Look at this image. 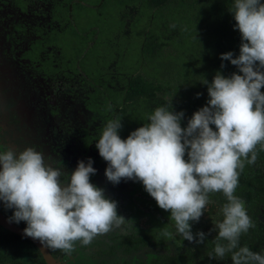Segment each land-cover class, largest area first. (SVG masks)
<instances>
[{
	"label": "clouds",
	"instance_id": "clouds-1",
	"mask_svg": "<svg viewBox=\"0 0 264 264\" xmlns=\"http://www.w3.org/2000/svg\"><path fill=\"white\" fill-rule=\"evenodd\" d=\"M229 11L241 37L239 55L233 58L227 52L220 58L239 74L217 72L211 83L204 80L209 99L186 127H181L184 112H174L171 99L155 107L149 122L126 139L119 135L121 119H110L95 147L107 162V181L141 182L158 207L170 212L183 240L199 245L216 231L209 259L223 260L230 254L232 264H264V253L239 245L241 235L255 225L235 195L245 165L257 161V146L264 150V2L235 0ZM92 165L91 158L78 161L64 182L65 172L46 163L33 147L0 152V201L14 210L9 222H25V236L65 252L76 242L86 246L125 223L117 202L91 183L97 172ZM218 192L227 201L220 209L222 220L215 221L209 233H194L192 225L205 214L210 195ZM162 235L171 233L164 229Z\"/></svg>",
	"mask_w": 264,
	"mask_h": 264
},
{
	"label": "rangeland",
	"instance_id": "rangeland-1",
	"mask_svg": "<svg viewBox=\"0 0 264 264\" xmlns=\"http://www.w3.org/2000/svg\"><path fill=\"white\" fill-rule=\"evenodd\" d=\"M202 1L209 2L206 5L207 28L203 30L204 26L200 27L202 29L195 27L188 31L189 40L193 44L196 42L191 50L177 47L183 37L181 27L187 26V22L182 20L178 23L177 15H174L175 20L169 21L165 16H169L171 11L166 7L161 10L163 17H159L155 11L146 13L143 5L139 7L134 0L129 4H121L120 9L115 8L117 6L111 2L100 11L97 8L101 3L94 0H0V152L13 150V146L19 147L17 141L21 138H14L15 134H12L11 130L16 124L17 115L10 110L15 103L9 102L11 89L8 83L13 84L15 91L14 77L17 75V78L24 82L20 84L21 90H28L29 84H34V80L42 87L44 81L47 83L45 79L48 77L51 82L50 90L54 91L59 87L60 95H63L59 102L63 134L59 138L55 136L50 139L53 144L50 141H41L47 136L39 134L40 140L36 138L37 144L32 147L44 156L48 152V156H45L46 163L65 172L61 177L64 182L68 181L78 161L87 163L88 158H91L92 166L97 170L96 174L90 177L91 183L104 189L106 198L117 202V212L126 220L108 233L96 236L86 246L76 242L73 250L66 252L65 256L58 260L59 264H148L160 254L177 255L185 252L186 246L173 237L168 225V228L163 225L167 222L161 223L157 219L158 212L154 211L156 206L150 205L154 210L142 209L145 203L156 201L145 191L141 182L122 180L113 185L107 181L104 174L107 162L100 157L95 144L110 119H121L122 129L119 135L126 139L132 131L149 122L148 115L155 107L163 106L171 99L174 112L183 107L186 104L181 95L183 91L177 88L178 74L183 64H187L193 73L183 87L192 86L194 82L199 84L201 92H207V84L203 82H212L210 68L225 62L220 58L224 53L216 43H201L199 40L205 38V35L209 34L208 31L218 32L224 26L225 14L217 7L220 0H173L168 6L174 9L181 2H186L199 7ZM71 2L82 6L78 8L79 14L67 13ZM193 11L190 12L191 17H194ZM83 13L86 16H83ZM195 19L192 18L193 21ZM86 21L89 24H86ZM117 21L120 23L116 34L111 30L106 31L109 38L102 39L100 46V41H92L95 36L90 33L91 40L87 39L89 57L83 59L82 51H79L78 47L88 32L82 31V22L87 29L93 22H101V25L105 26ZM149 31L154 35L151 36L153 45L157 41L164 42L165 45H155L147 56L144 42ZM37 40H45L46 44L35 47ZM64 44H69V47L65 48ZM93 48L95 54H92ZM28 53L34 58L30 63H26L23 58ZM138 74L144 80L160 84L164 90L158 92L152 100L135 99L132 106L128 107L124 104V94L130 80ZM123 108L125 111H121ZM45 117L53 118L54 112L46 111ZM31 136L26 134L30 140ZM54 143H58V147ZM23 145L24 143L20 149L17 148L18 152L25 149ZM133 198L141 199L142 202ZM0 211L9 219L14 210L5 208L0 201ZM216 213V205L210 203L201 218L207 221L214 218ZM259 219L264 223V211ZM18 224L26 223L21 221ZM164 229L171 233L170 237L162 235ZM153 232L156 234L157 244L163 243L162 245L139 247L129 254L123 253L119 247V236L152 235ZM192 256L197 258L199 251L193 249ZM29 258L27 249L23 247L22 259L28 262Z\"/></svg>",
	"mask_w": 264,
	"mask_h": 264
},
{
	"label": "trees",
	"instance_id": "trees-1",
	"mask_svg": "<svg viewBox=\"0 0 264 264\" xmlns=\"http://www.w3.org/2000/svg\"><path fill=\"white\" fill-rule=\"evenodd\" d=\"M95 1L101 3V6L97 8L98 11L102 10L105 5L110 4L111 2L114 6H117L115 8L118 9H120L121 4H125V3L129 4L130 2H132V0H94V2ZM134 1H137L139 7L143 5V7L146 9L145 10L146 13L150 11H155V13H157L159 17H163L161 10L166 7L168 8L169 11H171L169 16H165L166 18H168L169 21L175 20L176 17H174V15H177L179 17L178 23L182 20L187 22V26H182V27L180 26L181 27L180 31L183 37L181 41L177 44V47L179 49L192 50L193 45L196 44V42L193 44V42L189 40L190 35L188 34V31L190 29L193 30L195 27L200 28L203 26H204L203 30L207 28L206 21L208 20L206 19L207 18L206 5L209 4V2L204 3L202 1L199 7L194 5H189L186 2H181V4H178L177 6L174 7V9H172L168 5H170V3L173 0H134ZM234 2L235 0H220V2L217 3L218 9L225 14L226 22L224 26H222L220 31L213 33H210L208 31L209 34L205 35L206 36L205 38L199 40V42L201 41V43L203 41H210L212 44L216 43L218 46H220V48H222L223 53L232 52L233 58L239 55V48L241 44L240 33L238 29H234V25L236 21L234 20L233 15L229 11L233 8ZM262 2H264V0H262ZM69 7L70 8L67 10V13L69 14V12H71L77 15L79 14L78 8H81L82 6H78L75 3L71 2ZM75 9L77 10L76 12ZM192 10H194L193 16L196 18L194 21L192 20V18L194 17H191L190 14ZM83 16H86L85 13H83ZM119 23L120 22L117 21L115 24L112 23L102 26L101 22L99 23L93 22L89 28L85 29L82 22V28H81L82 31H86L89 34L83 36L84 40L82 41L81 45H79L80 48L78 47V50L82 51L83 59H85L88 56V51L90 52L89 50L90 48H87V41L91 40L90 35L92 34L95 36L94 39H92V41H94L95 43H99V41L101 42L102 39L105 40L107 39V37L109 38L108 36L109 34L106 35L107 33L106 31L111 30L113 34H116L117 29L119 28ZM86 24L89 23L86 21ZM185 32L188 35H186ZM151 36L154 37L153 33L149 31L148 36L146 37V41L144 42V51L147 56L151 54V51L156 46L165 45L164 42H159V41L155 43L156 46L153 45L152 43L153 38H151ZM110 38L112 39L113 37L110 36ZM100 45H102V42L98 46ZM63 46L66 48L69 47V44L66 45L64 44ZM94 49L95 48H93L92 54L96 53ZM77 57L78 54H76L75 58ZM179 57L182 61L181 56ZM222 64L224 65L223 68L221 67ZM222 64L210 68L211 77L214 78L217 72H220L222 75L226 77H229L234 72L239 74L238 69L234 65H232L230 61H225ZM82 66L84 71H86L88 74V70L86 69L85 65L82 64ZM92 74L94 75L98 74V70L96 74L95 73ZM178 75L179 76H178L177 88L182 89L183 92H181L182 93L181 95L184 98L186 104L183 107L175 110V112H181V111L184 112V117L181 120V127L184 128L187 126L188 120L192 117L193 113L199 110L200 108L206 106L209 97H208V92L206 93L201 92L198 83L193 82L192 86L186 85V87L185 86L183 87V85H185V82H188V80L193 75L191 69L188 67L187 64H183L181 66V70L179 71ZM195 77L203 78L201 76H195ZM163 90L164 88L160 84L158 83L155 84L154 82L144 80L142 76L138 74L130 80V83L127 86V90L125 91L124 94V104L128 105V107H131L135 99L146 100V101L152 100L156 97V94L158 92H162ZM261 91L264 92V88H262ZM121 111H125V108H123V110ZM211 127L215 130L214 125H212ZM257 154H258V158L256 163L254 165L246 164L243 172L240 174L239 186L235 192V195L244 201L247 213L251 217V220L255 225V227L250 228L247 233L241 235L239 240V245L240 246L246 245L254 252L263 253L264 223L259 219V216L262 213V211H264V150H261L259 145L257 146ZM185 159H187V156H185ZM209 199L211 203L216 205L217 213L215 217L212 219L205 221L201 218L198 223H194L192 225V231L194 233L197 231H203L205 233H209L210 229H212L213 227L214 222L217 220H222V216L219 214L220 209L225 203H227L223 193L220 192L213 193L210 195ZM134 200L138 202H142V200L138 198H135ZM151 204L156 206V210H154L153 207H150ZM150 208L153 209L155 212H158L156 215H158L157 219L159 220V222L161 223L162 221L167 222V224H163V225H165L166 228L170 227L173 237H175L178 241L184 244L186 246V250L184 253L177 255L160 254L148 264H232V261L230 259V254L226 255V257L223 260L209 259V254L212 253L214 249V240L217 235L216 231L211 232L207 236L204 243L199 245L190 244L189 242L183 240V238L176 232L174 227V222L169 218L170 212H166L160 209L156 202H151L150 204L145 203L142 206V209L145 210H148ZM20 227L25 228L26 225L21 224ZM117 240L119 242V247H122L124 249V253H129L131 250L137 249L138 247H156L157 245L163 244V243L157 244L156 234L154 232L152 233V235L119 236ZM23 247L27 249V252L30 255L29 262H25V261L22 262V260L19 259L22 257ZM193 249L199 251V256L197 258H193L192 256ZM49 250L55 259L62 258L64 256L63 250L50 249V248ZM0 264H45V262L41 257L39 251L31 242L3 229L0 226ZM140 264H146V263H140Z\"/></svg>",
	"mask_w": 264,
	"mask_h": 264
},
{
	"label": "flooded vegetation",
	"instance_id": "flooded-vegetation-1",
	"mask_svg": "<svg viewBox=\"0 0 264 264\" xmlns=\"http://www.w3.org/2000/svg\"><path fill=\"white\" fill-rule=\"evenodd\" d=\"M53 19L57 20L56 18H53ZM42 44H46V41L45 40H43V41L37 40L34 45L36 47V46H40ZM35 47H32V49L34 50ZM23 58H24V61H26V63H30L31 60L34 59L32 54H30V53L26 54ZM18 66H19V64H18ZM20 69L25 70L21 67H20ZM43 79L44 78H42L41 81H43ZM45 80H47V83H45L46 81H44L45 84L43 83L42 87H39L36 80H34V84H29L30 87L28 90H26V89L21 90L20 84H22L24 82L21 81L20 79H18L17 75L14 77L15 91H13V88H12L13 84H11L10 82L8 83L10 86V89H11L10 90L11 94L8 95L9 102L15 103L14 106L10 107V110L12 112H15V114L17 115L16 124L14 125V128L13 127L11 128V130L14 132V133L12 132V134H15L14 138L21 137L20 140L17 141L18 144H20L19 147H17L18 149L21 148L22 143H24L23 146L25 148L35 146V143L37 144L36 138L38 140H40V138H38L39 134H41L42 136L43 135L47 136V138L41 140V141H46V143H49L50 139L54 138L55 136H57L59 138L60 135L63 134L62 130H63L64 126L61 124L62 123L61 115H60L61 108L59 106V102L63 99V95H60L61 90L59 89V87H57L58 89H56L54 91L50 90V88H51L50 87V83H51L50 79L47 77V79H45ZM34 87H37V88H34ZM25 93H27V94H25ZM4 96H6V95H4ZM1 98H3L2 95H1ZM3 102H4V100H3ZM1 103H2V101H1ZM46 111H47V113L54 112V117L53 118L50 117V119H46V117H45ZM17 125H18V127H17ZM5 129H6V127H4V130ZM26 134L32 135L31 140L26 137ZM19 141H20V143H19ZM31 142H32V144H31ZM50 142H52V144H53V141H50ZM54 144L58 147V143H54ZM48 147H50V145ZM17 148H16V146H13V150L18 153ZM45 156H48V152H46ZM16 225H18L20 227L21 224H16ZM26 227H27V225H26ZM120 248L122 249V251L124 253V249L122 247H120ZM63 252H64V256H65L66 252L65 251H63ZM129 253H125V254H129ZM19 259L22 260V262H24L22 257ZM59 259H61V258H58L55 260L58 262ZM29 261H30V258H29ZM142 263H144V262H142ZM58 264H59V262H58Z\"/></svg>",
	"mask_w": 264,
	"mask_h": 264
},
{
	"label": "water",
	"instance_id": "water-1",
	"mask_svg": "<svg viewBox=\"0 0 264 264\" xmlns=\"http://www.w3.org/2000/svg\"><path fill=\"white\" fill-rule=\"evenodd\" d=\"M0 226L3 229L31 242L39 251L45 264H58L55 258L51 255L49 248L44 247L38 240H34L30 237L25 236L23 232L24 228L19 227L13 222H9V219L3 213H1V211H0Z\"/></svg>",
	"mask_w": 264,
	"mask_h": 264
}]
</instances>
